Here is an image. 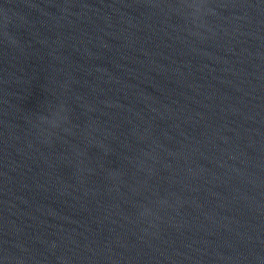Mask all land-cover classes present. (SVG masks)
<instances>
[{"label": "water", "instance_id": "water-1", "mask_svg": "<svg viewBox=\"0 0 264 264\" xmlns=\"http://www.w3.org/2000/svg\"><path fill=\"white\" fill-rule=\"evenodd\" d=\"M0 264H264V0H0Z\"/></svg>", "mask_w": 264, "mask_h": 264}]
</instances>
